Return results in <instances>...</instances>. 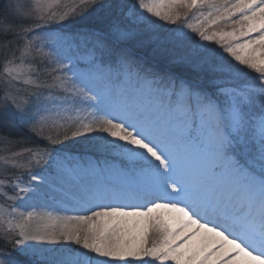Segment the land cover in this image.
Masks as SVG:
<instances>
[{
  "label": "snow or ice",
  "instance_id": "snow-or-ice-1",
  "mask_svg": "<svg viewBox=\"0 0 264 264\" xmlns=\"http://www.w3.org/2000/svg\"><path fill=\"white\" fill-rule=\"evenodd\" d=\"M205 8L198 23L186 22L189 13ZM85 15L94 16V26L64 41L87 70L72 72L71 57L65 63L57 53L53 60L36 48L56 67L48 73L50 82L23 80L35 90L18 98L12 89L24 75L23 57L35 48L37 30ZM182 18L176 32L187 28L192 35L141 33L138 27L157 21L175 25ZM20 38L21 63L13 51L4 64L0 142L23 143L11 133L27 128L47 144H62L69 139L71 118L62 126L63 137H45L44 131L75 112L80 127L71 138L103 134L105 145L119 149L132 166L131 193L146 203L89 208L79 163L48 147L24 149L29 154L24 163L13 152L0 174V198L79 194L85 214L68 217L78 226L59 232L33 228L32 213H20L16 223L8 220L0 231V264H37L29 241L75 246L49 264H264V0H137L130 8L123 0H78L60 15L43 4L33 13L18 0H0L3 47L11 49ZM134 42L172 54L173 63L192 75L177 76L137 58L129 46ZM246 70L259 74L256 85L232 82ZM122 77L138 87L120 88ZM21 168L22 175L9 171ZM97 195L88 192L93 199ZM15 213L14 206L11 212L0 209V225ZM126 217L144 219L128 228Z\"/></svg>",
  "mask_w": 264,
  "mask_h": 264
},
{
  "label": "rangeland",
  "instance_id": "rangeland-1",
  "mask_svg": "<svg viewBox=\"0 0 264 264\" xmlns=\"http://www.w3.org/2000/svg\"><path fill=\"white\" fill-rule=\"evenodd\" d=\"M127 1V2H126ZM13 2H17V0H13ZM19 3L23 4L30 12H36L38 6L43 4L47 11L57 13V15L63 14L64 11L69 10L73 5L78 3V0H18ZM137 2V0H123V3L128 5L130 8L133 3ZM208 9H200L194 10V13H189L187 17V23L196 24L203 17L200 15V12L207 13ZM94 17L93 15H85V16H77L75 19H67L62 22H52L47 26H42L40 29L37 30L36 36L38 39L35 42V48L32 49L30 54L25 53L23 57V67L22 71L24 75L21 77L19 82L15 83V87L12 89L13 93L17 95L18 98H26L29 97V94L35 90L34 85L32 84H25L23 80L25 79H32L37 82H41L43 80H49L48 73L51 72V69L56 67L53 60L57 58V53L60 54L59 58L64 60L65 63H69L68 57H71L70 64L72 65L71 71L72 72H83L86 71L85 62L79 59L77 54H74L72 51L67 50V46L64 41V37L67 34L81 32L87 29H90L94 26L93 22H90V18ZM130 17V14H129ZM35 17H31L24 26H30L31 21L34 20ZM155 19V18H153ZM235 19V18H234ZM125 23L129 22V19L126 18ZM185 23L184 18L177 22V24L173 25L164 21H157L155 25L147 24L146 26H138L140 28L141 33L152 32L157 35H167L171 36L176 34L180 37H183L185 33L192 35L190 30L185 28L182 32H173V30H177L180 28L181 25ZM81 26V28L79 27ZM84 26V27H82ZM172 30H171V29ZM171 30V31H170ZM73 31V32H72ZM173 32V33H172ZM33 37L29 35L27 39L31 40ZM198 39V37H197ZM25 40L24 38H20L16 41H13L11 49L6 50L3 47V41H0V95H2V91L5 87L4 81L6 79L4 75V64L5 61L11 56V53L14 51L17 57L16 63L20 64V56L21 51L24 49ZM215 47V45H212ZM42 48L44 53H51L53 60H50L48 57H41L40 53H38L35 49ZM179 54V53H178ZM243 67V66H242ZM69 75L71 73H68ZM259 74L255 73L252 70H246L240 76H250L256 77ZM236 78L232 82L242 81L241 77ZM252 79L248 80L251 82ZM42 90V89H41ZM81 117L84 115L83 113L80 114ZM71 118L72 121V128L69 130L68 135L69 139L64 141L62 144L50 145L47 144L44 140L40 138L38 135H34L33 133L29 132L27 128H23L18 132L11 133V137L14 140H23V143H16V144H6L0 142V174H4L5 172V161L9 158L10 154L13 152L20 153L17 157L19 163H24L28 158L29 154L24 152L26 148L35 149L37 147L43 148L48 147L54 153H58L60 156L68 157L72 159L74 162L79 163L81 166L82 171L79 175V182L81 189L83 191L85 199L89 201L86 205L87 207H93L94 205H132L139 202L138 198L133 196L131 193V188L127 185H122V179H125L126 172L125 170L118 168L115 165H110L106 168V164L102 166L103 171L97 167L96 162L91 157L92 154L90 153H98L100 155L112 158H124L123 154L119 149L112 148L110 146L105 145V137L103 134L94 132L92 134H81L76 138H71V131H75L78 127H80V122L77 119V114L75 112H68L65 116V119L60 120L58 126H53L51 128H46L44 131V136L51 135L53 138L60 136L63 137L64 135V124L68 122V119ZM90 119V117H89ZM84 123H87L88 120H84ZM82 131V129H81ZM70 148V149H69ZM76 151L73 154V158L70 157V153L66 152V150ZM88 152L89 159L79 160L78 155L80 153ZM70 154V155H68ZM125 159V158H124ZM9 171H14L16 175H22L25 172V169L21 168L18 170L9 169ZM103 172V173H102ZM107 173V179L105 180L103 174ZM47 174V170L45 173ZM117 181L110 182L108 180L112 178H116ZM24 182L27 183V176H23ZM130 184H132V178H129ZM116 185H118L116 187ZM94 190L100 191L98 192L99 195L95 199L88 196L87 192ZM8 192L9 196H12L13 193L10 190L5 189ZM24 193H20L19 199H4L0 198V209L5 210L6 212H11L12 207L14 206L16 210L18 207L23 204L27 203L28 206L24 207V211H30L33 208L39 206L40 204H44L50 207L51 210L59 211L64 214L66 217L64 218V222L59 225L56 224H46L41 223L39 220H34L32 223L33 228H40V229H48V230H55L59 232L61 228L65 225L68 228L73 229L78 226V222L74 220H68V217H73L77 215H83L84 207L80 203L79 194L74 199H65L60 196H53L51 194L44 195L42 193L37 194H28L23 195ZM148 199H151L149 197ZM142 202L146 203V199ZM127 208V207H126ZM130 209V208H129ZM14 216H4V223L0 225V231H3L7 228V221L12 220L13 223H16L21 219L18 218L16 215ZM90 214V213H88ZM136 218V217H135ZM125 219V220H124ZM144 218H141L139 221H143ZM125 222V226L131 228L129 221H126V218H123ZM32 245L35 249H37V264H49V262L58 258L65 250L69 247H75L74 245H68L65 242L57 243V244H50V243H41L36 241H29L27 242ZM116 264H126V262H116ZM132 264H140L138 261H132ZM159 264V262H157ZM165 264H172L171 261L165 262Z\"/></svg>",
  "mask_w": 264,
  "mask_h": 264
},
{
  "label": "trees",
  "instance_id": "trees-1",
  "mask_svg": "<svg viewBox=\"0 0 264 264\" xmlns=\"http://www.w3.org/2000/svg\"><path fill=\"white\" fill-rule=\"evenodd\" d=\"M89 20H90V22H93V24H94V17L90 18ZM79 27L81 28V26H79ZM82 27H84V26H82ZM173 32L176 33L175 30H173ZM173 35H171V36H173ZM129 46L133 48L134 53L137 56V58L144 60L146 63H153V64H156L158 67L166 68V69L174 72L177 76H191L192 75L190 73V71L185 66L178 64V63H173V55L172 54L154 51L153 50L154 45H152V44H148V43L138 44V43L134 42V43L130 44ZM177 55H179V54H177ZM240 77L242 79V81H241L242 84L245 83L246 77H244V76H240ZM239 83H236V84H239ZM66 152L72 153L74 151L67 149Z\"/></svg>",
  "mask_w": 264,
  "mask_h": 264
},
{
  "label": "bare ground",
  "instance_id": "bare-ground-1",
  "mask_svg": "<svg viewBox=\"0 0 264 264\" xmlns=\"http://www.w3.org/2000/svg\"><path fill=\"white\" fill-rule=\"evenodd\" d=\"M93 193H95L93 191ZM25 195V194H23ZM28 204L25 202L21 204L18 209L16 210V215L18 218H20V213H23L24 216H27L29 213L33 214V220H39L41 223H46V224H56L59 225L60 223L62 224L64 222V218L66 217L64 214H62L59 211L51 210L49 206L40 204L39 206L33 208L30 211H24V207H27ZM141 218L140 217H126V221H129V225L131 226L134 224L136 221H139ZM125 220V219H124Z\"/></svg>",
  "mask_w": 264,
  "mask_h": 264
}]
</instances>
